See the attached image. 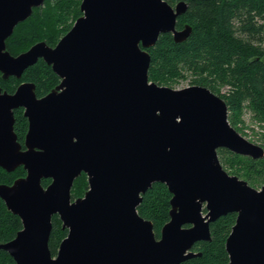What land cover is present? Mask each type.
Masks as SVG:
<instances>
[{"label": "water", "instance_id": "obj_1", "mask_svg": "<svg viewBox=\"0 0 264 264\" xmlns=\"http://www.w3.org/2000/svg\"><path fill=\"white\" fill-rule=\"evenodd\" d=\"M43 2L0 0L1 77L20 78L39 58L59 77L40 98L33 82L13 94L0 87V167L25 170L0 183V199L22 226L0 248L14 264H178L195 255L194 242L210 239V221L235 212L227 264H264V184L229 174L217 155L225 148L257 159L264 149L230 124L225 100L208 87L148 78L146 49L158 36L189 35L190 25L176 28L187 2L81 0L82 14L55 46L39 41L10 54L5 39ZM18 106L28 120L25 149L13 131ZM81 173L88 189L71 200ZM154 182L171 193L159 237L137 212ZM55 214L68 232L53 255Z\"/></svg>", "mask_w": 264, "mask_h": 264}, {"label": "trees", "instance_id": "obj_2", "mask_svg": "<svg viewBox=\"0 0 264 264\" xmlns=\"http://www.w3.org/2000/svg\"><path fill=\"white\" fill-rule=\"evenodd\" d=\"M80 1L45 0L46 9L37 13L35 8L31 16L16 26L6 43L7 50L19 54L42 40L55 45L82 14ZM166 1L174 5L181 0ZM183 1L187 2V8L177 17L176 28L182 29L188 24L191 31L182 41H175L171 33H161L155 44L146 49L150 55L149 80L169 86L175 78L192 73L195 76L192 85L208 87L225 100L229 118L235 117L246 103L259 120H264V0ZM59 27L62 29H56ZM21 81L33 82L36 92L41 95L58 84L59 77L41 59L29 66L19 79L9 77L5 80L0 75V87L14 88ZM222 86L226 89L220 92ZM15 127L23 134L26 120L20 112ZM220 150L230 153L224 160L233 172L239 174L242 170V175L247 178L264 175V157L252 159ZM24 175L22 167L12 172L0 167V183L11 184ZM49 182V179L41 180L44 186ZM86 188V175L82 173L73 182L72 198L80 197ZM170 198L166 185L154 182L142 194L137 206L139 215L152 222L157 237L169 219ZM235 219L236 213L228 212L211 222L210 239L195 242L192 247L195 255L178 264H227L225 241ZM21 227L19 217L0 199V243L12 239ZM65 235L61 221L57 215L53 216L48 243L53 255ZM0 264H14L12 257L1 248Z\"/></svg>", "mask_w": 264, "mask_h": 264}, {"label": "rangeland", "instance_id": "obj_3", "mask_svg": "<svg viewBox=\"0 0 264 264\" xmlns=\"http://www.w3.org/2000/svg\"><path fill=\"white\" fill-rule=\"evenodd\" d=\"M45 8L44 5L37 8L36 12L39 13L40 11H43ZM50 23L47 26V30L50 27ZM58 30H61L62 27L56 28ZM194 74L192 73H186L182 77L175 78L174 82L169 85L171 88L180 89L186 86H190L194 84L192 81L194 79ZM226 89V87L222 86L220 89V92H223ZM230 111L228 110V119L232 121L234 124V128L237 129V131L247 140L251 141L252 143H255L259 146H262L264 148V120H259L258 117H256L255 112L246 104H242V109L238 112V114L232 118H229ZM236 122V123H235ZM219 148L217 149V155L218 159L223 166V168L229 173L239 176V178L246 180L247 183L254 187V188H260L264 184V175L258 176L253 175L250 178H247L246 176L242 175V170L238 173H235L232 171V168L229 167V164L225 162L224 158L226 156H229L230 153H227L226 151L221 152ZM227 150V149H226ZM229 151V150H228ZM231 152V151H230ZM233 153V152H232ZM236 154V153H234ZM240 155V154H238ZM243 157H248L244 155H240Z\"/></svg>", "mask_w": 264, "mask_h": 264}, {"label": "flooded vegetation", "instance_id": "obj_4", "mask_svg": "<svg viewBox=\"0 0 264 264\" xmlns=\"http://www.w3.org/2000/svg\"><path fill=\"white\" fill-rule=\"evenodd\" d=\"M45 1V0H44ZM42 5H44V2H43V4ZM35 8H39V7H35ZM34 8V9H35ZM33 9V10H34ZM19 24V23H18ZM18 24H16L15 25V27H14V29L16 28V26L18 25ZM14 29H13V31H14ZM13 33V32H12ZM11 33V34H12ZM11 34L5 39V46H6V50H7V41H8V39H9V37L11 36ZM43 41V40H42ZM37 42H39V41H37ZM36 43V42H35ZM47 45H49L48 43H47ZM49 46H51V47H53V46H55V45H49ZM9 51V50H8ZM10 52V51H9ZM10 54H12V55H14V56H16L17 55V53H15V54H13V53H11L10 52ZM39 59H41V58H39ZM38 59V60H39ZM37 60V61H38ZM42 60V59H41ZM32 66V65H31ZM28 68V67H27ZM26 68V69H27ZM25 69V70H26ZM24 70V71H25ZM23 71V72H24ZM54 72V71H53ZM23 74V73H22ZM21 74V75H22ZM0 75L2 76V73L0 72ZM57 75V74H56ZM9 77H14V76H9ZM8 77V78H9ZM8 78H6V79H8ZM15 78H17V77H15ZM5 79V80H6ZM17 79H19V78H17ZM22 82H30V81H21V82H19L14 88H12V87H1V92H3V91H6L7 93H9V94H13L15 91H16V89H17V86L19 85V84H21ZM59 83V82H58ZM51 90V89H50ZM50 90L49 91H47V92H45V93H43V94H41V95H39L37 92H36V86H35V95H36V97L37 98H40V97H43L44 95H46L47 93H49L50 92ZM12 111H13V118H14V122H13V131H14V134H15V136H16V141L21 145V149H25V146H24V140H25V134H26V132H27V129H28V120H27V118H26V116H24V107H22V106H18V107H16V108H13L12 109ZM18 112H20L21 114H22V116L25 118V120H26V127H25V130H24V132H23V134H20L18 131H17V129H16V127H15V124H16V116H17V113ZM223 149H225V148H223ZM19 167H21V166H19ZM18 168V167H17ZM25 171V170H24ZM82 174V173H81ZM80 174V175H81ZM83 174H85V173H83ZM79 175V176H80ZM86 175V174H85ZM76 179V178H75ZM50 180V179H49ZM86 180H87V177H86ZM73 186V185H72ZM72 189V188H71ZM88 189V182H87V188L86 189H84V192L86 191ZM84 192H83V194L81 195V196H83L84 195ZM70 194H71V192H70ZM77 198V197H76ZM73 199H75L74 197L72 198V196H71V200H73ZM206 213V209H204L203 208V212H202V214L204 215ZM55 215H57V214H55ZM55 215H53V216H55ZM58 217V216H57ZM59 218V217H58ZM216 220V219H215ZM214 221V220H213ZM213 221H210L209 222V231H210V223L211 222H213ZM185 226H188V225H185ZM65 230H66V235H67V232H68V229L67 228H64ZM65 235V236H66ZM64 236V237H65ZM159 237V236H158ZM198 241H201V240H198ZM197 242V241H196ZM195 243V242H194ZM192 247H193V245H192ZM192 247H191V251H192ZM193 252V251H192Z\"/></svg>", "mask_w": 264, "mask_h": 264}]
</instances>
